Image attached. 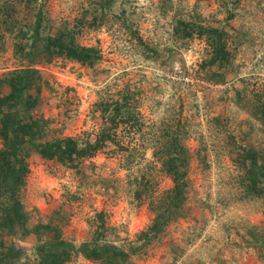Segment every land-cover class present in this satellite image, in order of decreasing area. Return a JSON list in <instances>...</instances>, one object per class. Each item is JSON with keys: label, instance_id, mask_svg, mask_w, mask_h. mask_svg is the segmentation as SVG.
<instances>
[{"label": "rangeland", "instance_id": "374dc122", "mask_svg": "<svg viewBox=\"0 0 264 264\" xmlns=\"http://www.w3.org/2000/svg\"><path fill=\"white\" fill-rule=\"evenodd\" d=\"M31 1L41 25L19 39L3 32L0 74L32 69L40 85L32 113L48 119V136L93 132L91 103L125 86L142 123L126 150L74 167L19 145L28 154L24 207L60 222L76 243L89 236L85 217L102 208L119 237L136 245L157 195L166 233L135 264H264V0ZM46 37L92 47L91 62L53 45L46 52ZM174 176L184 178L178 190ZM11 233L5 242L34 257L32 243ZM71 252L64 264H101Z\"/></svg>", "mask_w": 264, "mask_h": 264}, {"label": "trees", "instance_id": "16d2710c", "mask_svg": "<svg viewBox=\"0 0 264 264\" xmlns=\"http://www.w3.org/2000/svg\"><path fill=\"white\" fill-rule=\"evenodd\" d=\"M20 10L25 12L19 18ZM27 16L28 19L21 20ZM40 17L41 14L34 11L31 0H0V41L5 31L20 34L18 39L25 37L27 31L35 33V29L41 25ZM61 36L62 33L59 34ZM44 41L48 53L53 52L49 48L53 45L57 47L54 50L57 54H65L80 62H91L87 60L92 55L89 51L93 48L90 46L77 48L63 44L61 40L54 42L48 37ZM31 74L32 69L28 67L7 69L0 74V264H64L73 258L72 250L83 251L85 256L98 259L101 264H135L136 258L147 253L151 239L166 233L163 229L169 217L159 213L160 209L166 211L160 206L163 203L160 196H153L148 202L153 217L146 228L135 234V238L139 239L138 244H129L126 236L119 237L118 230L111 225L102 208L95 210L92 217H85L89 236L76 243L62 232L60 222H54L37 208L24 207L21 196L22 184L28 172V154L18 151L19 145L29 143L31 150L39 155L74 167L83 158L97 153L111 156L126 150L129 148L130 133L142 123L133 100L134 93L125 86L116 90L114 98L104 94L92 102L88 114L98 120L97 129L93 132L81 130L79 135L48 136L53 129L48 119L32 113L39 103L40 85L33 83ZM20 93H24L26 98L22 104L16 105L12 100ZM68 116L64 110L63 122L65 118L69 119ZM172 180L175 190L184 185L182 177L174 176ZM11 232L16 239L20 237L30 241L39 254L35 252L34 257L29 258L24 252L13 249L5 242ZM51 246L59 248L53 249ZM174 246L175 240H171L170 259L175 253ZM20 255H23L22 260L9 261L10 257Z\"/></svg>", "mask_w": 264, "mask_h": 264}]
</instances>
